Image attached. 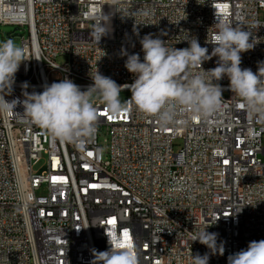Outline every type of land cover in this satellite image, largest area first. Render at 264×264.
<instances>
[{"label": "built area", "instance_id": "2783aa9c", "mask_svg": "<svg viewBox=\"0 0 264 264\" xmlns=\"http://www.w3.org/2000/svg\"><path fill=\"white\" fill-rule=\"evenodd\" d=\"M110 5L112 31L97 45L94 19L101 10L113 13ZM141 10L150 17L136 15ZM261 10L264 0H0V23L28 30L21 34L26 60L5 98L23 99L22 82L41 92L65 77L85 91L97 68L131 84L122 48L142 59L139 39L152 33L176 48L195 36L211 52L205 41L216 17L243 23L260 39L241 54V67L256 72L264 61ZM219 83L221 109L208 119L185 116L188 123L175 128L131 106L114 115L93 100L97 132L79 144L0 114V264H91L108 236L134 243L141 264H190L191 253L209 251L192 237L210 223L225 251L210 254L209 264H227L249 242L264 240V124L247 118L226 76ZM44 156L43 169L34 170Z\"/></svg>", "mask_w": 264, "mask_h": 264}, {"label": "clouds", "instance_id": "9594fccd", "mask_svg": "<svg viewBox=\"0 0 264 264\" xmlns=\"http://www.w3.org/2000/svg\"><path fill=\"white\" fill-rule=\"evenodd\" d=\"M110 6L113 13L105 14L101 10L94 19L90 36L97 45L112 31L111 16L115 10ZM136 15L148 18L151 12L141 10ZM245 27L243 23L216 17L209 28L213 29L211 37L208 31L205 41L213 46L211 52L195 36L181 40L187 41L188 47L176 48L149 33L139 39L142 59L139 53L130 54L122 48L121 56H126L124 67L134 76L131 84H118L97 68L91 76L93 83L85 91L67 77L44 84L41 92H28V82H22L23 99L17 97L11 101L5 97L12 95L16 73L26 60L25 52L11 38L0 41V114L38 126L61 143L79 144L92 139L97 132L98 114L92 102L96 93L114 115L126 112L131 106L141 114L154 117L161 128L181 127L188 123L185 116L208 119L221 109L224 98L219 81L226 76L229 89L240 101L239 106L246 109L247 118L264 124V61L257 62L256 72L241 67V54L253 50L260 39ZM133 32L139 36L135 25ZM213 57L217 58L216 66L204 69L203 64ZM125 89L131 96L122 101L120 94ZM18 105L23 108L22 113L15 111ZM211 224L192 237V241H199L209 251L203 255L191 253L190 264H209L210 254L224 255V242L218 243L219 234L207 230ZM107 242L106 250H92L91 264H141L134 243L121 247L120 240L110 236ZM227 264H264V240L249 242L247 248L229 255Z\"/></svg>", "mask_w": 264, "mask_h": 264}, {"label": "rangeland", "instance_id": "374dc122", "mask_svg": "<svg viewBox=\"0 0 264 264\" xmlns=\"http://www.w3.org/2000/svg\"><path fill=\"white\" fill-rule=\"evenodd\" d=\"M260 18L262 20H264V10H261L260 11ZM15 28L16 26L15 25H8V24H1L0 23V41H4V40H7L9 38H11L18 46H21V41H22V37H21V34H24L25 37L28 36V30H24L22 27L20 29H17L15 31ZM15 33V34H14ZM188 47V46H186ZM56 61L60 64H63L65 61H66V56L65 55H60L57 57ZM128 92L127 91H123L121 92L120 94V98L122 101H125L126 98L128 97ZM97 99H100L98 98V94L96 93H93V96H92V101L93 100H97ZM102 100V99H100ZM177 143H181V140H177ZM176 145L175 146V149H178L179 148V145ZM262 145L264 146V134H263V137H262ZM264 158V156H262ZM45 159L46 157L44 156V158L42 159V161H40L39 163L35 164L34 165V170H42L43 169V166H45ZM40 192H44V190L42 189Z\"/></svg>", "mask_w": 264, "mask_h": 264}, {"label": "snow or ice", "instance_id": "6c2138e0", "mask_svg": "<svg viewBox=\"0 0 264 264\" xmlns=\"http://www.w3.org/2000/svg\"><path fill=\"white\" fill-rule=\"evenodd\" d=\"M241 108H242V106H241ZM93 187H95V185H93ZM123 246H125V245L121 244V247H123Z\"/></svg>", "mask_w": 264, "mask_h": 264}, {"label": "water", "instance_id": "95a60500", "mask_svg": "<svg viewBox=\"0 0 264 264\" xmlns=\"http://www.w3.org/2000/svg\"><path fill=\"white\" fill-rule=\"evenodd\" d=\"M17 30V28H15V31Z\"/></svg>", "mask_w": 264, "mask_h": 264}]
</instances>
